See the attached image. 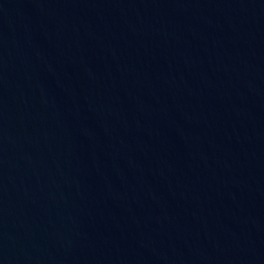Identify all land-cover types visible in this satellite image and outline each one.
<instances>
[{"label": "water", "instance_id": "95a60500", "mask_svg": "<svg viewBox=\"0 0 264 264\" xmlns=\"http://www.w3.org/2000/svg\"><path fill=\"white\" fill-rule=\"evenodd\" d=\"M0 264H264V0H0Z\"/></svg>", "mask_w": 264, "mask_h": 264}]
</instances>
